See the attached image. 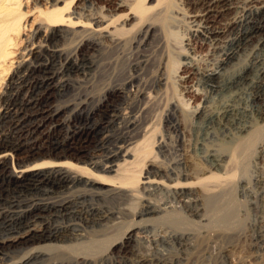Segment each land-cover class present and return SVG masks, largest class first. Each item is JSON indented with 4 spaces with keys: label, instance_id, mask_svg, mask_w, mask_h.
<instances>
[{
    "label": "rangeland",
    "instance_id": "rangeland-1",
    "mask_svg": "<svg viewBox=\"0 0 264 264\" xmlns=\"http://www.w3.org/2000/svg\"><path fill=\"white\" fill-rule=\"evenodd\" d=\"M69 2L71 3V0ZM16 3L20 4L16 5L20 6L19 9L16 7V11H19L17 13L24 17L21 18V25L26 26L24 34H28L31 25H33L34 13L37 11L36 4L34 0H16ZM69 4L68 9L70 8L69 11H72L74 2ZM179 6V15L174 20L176 25L173 22L172 32L174 34L171 35L173 37L170 36L167 49V54L172 57L173 61L170 64L171 71L169 70L170 73H168L170 98L178 100L182 107L185 105L186 107H183L185 111H190L191 108L194 109L198 106L200 108L204 104V100L207 101V99L212 101V103L207 101V104L209 102L208 106L214 108L216 106L217 108L225 97H213L214 95L209 94L207 87L202 82L203 80L199 81L200 75L198 74L210 72L217 67V63L222 59L221 50L225 44L221 43L218 48H215V46L211 47V45L193 38L191 30L196 23L192 21L194 19L191 17L193 15L191 1L182 0ZM219 21L218 19L214 27H221L225 23L224 20ZM84 37L78 36L75 38L77 40L74 39L72 42L66 43L52 42L48 50H63L61 56L44 53L45 56L38 60L37 64H44L48 59L47 67L42 71L37 69L30 75L31 78L43 80L42 83L33 84L34 88L28 92L22 90L19 91V95L12 97L11 104L13 110H16L14 111L15 114L12 115L14 117H7L0 121L1 137L2 134L4 136L10 132L12 123L19 122L26 128L29 124L38 123L44 117L46 118L44 127L37 131V134H33L36 136L26 134L19 138L13 135L14 141L21 145L23 150L35 144L43 152H51L52 158L51 156H39L38 160L36 158L29 162L30 165L39 164L43 161L53 162L52 159L58 161L59 158H54L55 154L62 152V148L67 145L75 149L78 155L90 160L91 163L108 164V161L112 160V154L117 152L116 149L121 146L123 136L133 138V141L140 139L137 134L144 125L142 122L139 123L137 119L143 103L136 102V105H133L132 97L126 94V90L130 88L126 85V79L136 75L141 81H151L156 76L163 47L158 39L143 40L142 37L137 36L136 42L133 41L132 45L128 44L122 48L123 50L120 51L119 49L113 54L94 53L92 49L87 47L74 55L73 49ZM21 38L24 39L25 37L21 35ZM221 45L223 46L221 47ZM68 57L71 58L70 61ZM189 57L192 59L193 68L180 66ZM95 62L101 65L102 69L106 63L111 62L110 71L113 73L111 74L112 81H106L108 84L103 82L98 88L94 84L93 64ZM242 65L243 63L238 68ZM50 66L51 68H49ZM22 74L20 75L23 76ZM179 76L186 78L184 81H179ZM136 82L133 86L138 85ZM109 83L116 87L117 93L105 96L104 91L109 88ZM243 87H241L242 89H233L232 91H236L235 94H227L226 99L233 97L237 104H247V97L251 88L249 86ZM12 94L14 95V93ZM104 98L107 100L100 103ZM215 98L217 102L214 101ZM23 100H33L34 103L36 102L35 106L33 101L32 104H27V102L24 104ZM77 105H81V112L83 113L76 116ZM65 106L67 107L65 108ZM63 107L65 109L58 116H53V111L56 108ZM39 109L41 111L44 109V117H33L32 113ZM163 112L165 113V106L158 109L157 112L155 111V114L153 113L154 119L156 117L155 125L159 132L164 130L160 124V117L164 115ZM263 116L254 114L251 120L254 119L253 122L259 121V124H263ZM187 118L181 117L186 128L189 125ZM78 130L81 131V134L72 136V132ZM188 130L185 133L188 138L185 139L186 144L184 142V148L181 147V149L187 148L188 150L181 151L182 154L186 152L183 154V158L187 165L190 162L189 167L192 169L195 165L196 167L198 165L197 168L206 167L208 164L201 159L204 156L202 151L208 148L209 150L206 151L210 154H221L220 146L226 144L227 135L219 133L214 139L211 137V139L202 140L198 128L192 127ZM234 132L232 131V133ZM261 134L263 135L264 131ZM262 135L257 142L260 145H256L258 149L252 151V155L247 151L238 154L237 166L230 167L225 174L222 173L223 171L213 170V173H217L216 175H222V181L219 183L211 182V184H216L213 186L210 184L212 189H210V194L214 193L215 197H213L215 199L213 206L208 204L210 205H207L209 208L206 207L204 210L202 201L197 196L190 195L187 196L188 198L183 197L184 199L180 197L178 200L187 201L188 205L174 204L177 208L175 207L176 210L169 215L173 217L172 219L169 216L166 219L163 215L161 218L159 215L158 218L161 219L152 220L153 222L156 221L154 224L151 221V223L146 224L147 226L141 227L139 236L149 241L150 245L147 241L138 242L134 240L126 244H119L121 235L134 220L131 215L134 209L133 202L128 197L119 196L116 193H100L99 191L95 193V190L91 192L81 185L59 180L47 181L48 184L41 181H30L29 183L26 181L23 184H16L3 177L1 173L0 264L19 262L20 264H264V135ZM191 144L192 146H190ZM199 146L201 147L199 148ZM154 152L157 153L156 150ZM241 155L244 157L242 158ZM89 156L94 157V159L89 158ZM157 156L160 161L168 162L171 160L167 154ZM59 160L64 161L63 158ZM87 168L90 169L91 167ZM94 172L101 175V173ZM231 174H234V178L230 181ZM177 205H181V210ZM175 220H178V224ZM170 221L176 226L169 223ZM150 225L153 226L150 227ZM173 231L175 232L173 233ZM33 232L45 236L52 235V237L27 239L25 235ZM157 234L164 238L163 241L155 243L158 247L154 243L151 245V240L160 237ZM165 239L170 240L166 241ZM118 240L119 242H117ZM50 248H54V250ZM77 248L83 249L78 250ZM46 249H49V252ZM46 251L48 252L47 255ZM86 257L87 259H84Z\"/></svg>",
    "mask_w": 264,
    "mask_h": 264
},
{
    "label": "bare ground",
    "instance_id": "bare-ground-1",
    "mask_svg": "<svg viewBox=\"0 0 264 264\" xmlns=\"http://www.w3.org/2000/svg\"><path fill=\"white\" fill-rule=\"evenodd\" d=\"M181 1L71 0V3L74 2V8L72 11H69V0H34L37 11L34 13L33 25H31L32 27L28 34H24L26 26L21 25V18L24 17L17 13L19 11H16V7H20L16 6L19 3L17 4L16 0H0V121L11 117L13 113L15 114L14 111L16 110H13L11 102L16 95L20 94L19 91L25 90L28 92L34 88L33 84L42 83L43 80L39 81L38 78H31L30 75L37 69H41L42 71V69L47 67L48 59L46 62L44 61V64L41 62V64H37V61L43 59L42 57L45 56L44 53L51 54L52 56H61L63 50L51 51L50 49L51 52L48 50L52 42H72L78 36H85L86 38L84 37L73 49L74 55L82 52L87 47L92 49L94 53L113 54V52H118L119 49L121 51L123 47L131 44L133 41L136 42L137 36L142 37L143 40L158 39L160 45L163 47V49L161 48L163 52L156 76L151 81H141L136 75L129 76L126 79V85L128 88L130 87L126 90V94L132 97L133 105H136V102L143 103L137 120L139 123L142 122L144 126L138 131L139 140L133 141V138L123 136L121 146L116 149L117 152L115 151L112 154V160L108 161V164L94 161V163H91L90 160L78 155L75 149L67 145L62 148V152L60 151L54 156L57 159L63 158L64 161L52 159L53 162L43 161L39 164L30 165L29 162L36 158L38 160L39 156H51L52 158L51 152L46 150V152H43L34 143V145L23 150L21 145L14 141V136L16 135L20 138L26 134L33 135L44 127L46 120L43 116L44 109L43 111L39 109L32 113L33 117H44L38 123L33 122V124H29L26 128L19 122L12 123L10 132L4 136L2 134L0 137V174L2 173L3 177L16 184H23L26 181L28 183L30 181L46 183L51 180L67 181L70 184L81 185L84 189L86 188V190L88 189L91 192L95 190V193L96 191L100 193H116L119 196L122 195L131 199L133 202L132 206L134 207L131 215L134 220L121 235L120 242L119 240L117 241L120 245L126 244L131 240L138 242L147 241L139 236L141 227H144L147 223H151L152 220L161 219L162 215L165 216L164 218L169 216L176 210L174 204L181 203L182 206L184 204L188 205L187 201L181 202L180 200L182 199L178 200L180 197L197 196L198 199H201L204 210L206 207L214 204L215 197L214 193L210 194V186L216 184H211V182L219 183L222 181V175H216L217 173H213V170L223 171L222 173L225 174L229 171L230 167L237 166L238 154H242L241 152L243 151L251 154L252 151L258 149L256 145H260L257 142H259L258 139L264 131V123L260 122L261 124H259V121L253 122L252 120L254 119L251 120L254 114L264 115V0H190L193 14H191V17L194 19L192 21L196 23L195 27L191 30L192 37L201 40L204 44L211 45V47L215 46V48H218L221 43L225 44H223L224 46L221 45V47L223 46L221 50L222 59L217 63V67L210 72H199L200 74H198L200 75L199 81L203 80L202 82L207 87L209 94L214 95L213 97L222 96L225 98H221L222 103L220 102L221 105L219 104L220 106L217 108L216 106L215 108L208 106L209 102L207 104V101L209 99H207V101L204 100L203 102L205 105L203 104L200 108L199 106L194 109L191 108L190 111H185L183 109V107H186L185 105L182 107L178 100L170 98L169 92L170 81L168 73L171 71L170 64L173 61L172 57L167 54V49L169 47L170 36L173 33V22L180 12L179 5H181ZM218 19L220 21L224 20L225 23L221 27H218L216 24L217 28L214 27V24ZM21 35L25 38L22 39ZM191 60V57L186 58L183 63L181 62L182 65L180 66L193 68ZM110 63H106L103 69L98 63L95 62L93 64L94 68H92L94 69V84L95 87L97 85L96 88L103 82L112 81L111 74L113 73L110 71V67H112ZM241 63L243 65L238 68ZM185 78L179 76V81H184ZM135 81H137L138 85L133 86ZM243 86L251 88L249 89L251 91L248 93V97L246 95L247 104H237L233 97L232 99L228 97L226 99L227 94L230 95L236 92L232 91L233 89L244 88ZM116 93V87L111 84L104 91L105 96L115 95ZM106 100L104 98L100 103ZM216 100L215 98L214 101L217 102ZM23 101L24 104L25 102L27 104L34 103L33 100ZM163 106H165V113L163 112L164 115L161 116L162 118L160 117V124H162L164 130L163 132H159L155 125L154 120L156 117L154 119L153 113L155 114V111L157 112ZM65 108L52 110L53 116H58ZM81 110V105H77V113L75 115H81L83 113ZM88 113L90 114V112ZM183 116L189 119L187 128L181 119ZM194 119L197 122L193 121ZM192 127L200 130L201 135L199 136L202 140L211 139V137L214 139L219 133L227 135L226 144L224 143V146H220L221 154H210L206 151L208 148L202 151L204 156L201 159L208 164L206 167L197 168L198 165L197 167L195 165L196 168H190V162L187 165L186 160L183 158V154L186 152L181 153L182 150L188 151L187 148L181 149V147L184 148V142L186 144L185 139H188L185 134L186 131L192 129ZM232 131L235 132L232 133ZM79 134H81L80 130L72 132V136ZM155 150L157 153L154 152ZM199 151L201 152V150ZM247 152L246 154H248ZM164 154H167L171 160L168 162L160 161L157 155L162 156ZM89 158L92 157L89 156ZM185 158L188 159V157ZM248 158L250 159L249 156ZM94 171L101 173V175L96 174ZM111 173L113 175H110ZM230 176L231 181L234 178V174ZM221 193L223 192L221 191ZM180 206H178L179 209ZM159 215L161 218H158ZM169 218L172 219L173 217L169 216ZM171 221L169 223H172ZM177 221L175 220L176 224H178ZM172 225L174 224L172 223ZM167 231L170 232L169 230ZM25 236L30 240L52 237V235L45 236L36 232ZM171 237L173 236L171 235ZM163 240L164 238L160 236L151 240V245ZM148 245H150V242ZM156 246L158 247V245ZM73 247L75 248V246ZM50 249L54 250V248ZM46 250L48 251L49 249ZM47 251L46 255L49 252ZM84 259H87V257ZM16 264H20V262Z\"/></svg>",
    "mask_w": 264,
    "mask_h": 264
}]
</instances>
